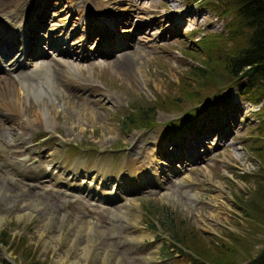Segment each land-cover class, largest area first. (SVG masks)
<instances>
[{"label":"rangeland","instance_id":"1","mask_svg":"<svg viewBox=\"0 0 264 264\" xmlns=\"http://www.w3.org/2000/svg\"><path fill=\"white\" fill-rule=\"evenodd\" d=\"M25 1L28 5L35 2ZM45 2L50 14L53 7L62 8L59 17L66 20L67 28H73L76 8L70 10L68 4L60 5L59 0ZM0 3L5 2L0 0ZM87 3L92 8L98 5L111 12V27L106 25L112 31H105L106 37L131 34L128 42L138 47V61L131 71L120 72L114 67L111 56L66 59L76 68L74 76L86 80L96 89L94 92L81 90L77 82H69L71 73L62 63L65 59L49 60L42 69L46 70L44 74L53 87L49 92L56 108L48 110V118L42 114L37 116L38 97L27 92L19 105L23 108L12 114L15 120L22 122V133L15 125L9 132L0 127L3 131L0 145L6 146L3 149L7 156L17 160L25 157L22 165L36 164L44 169L39 159L46 163L52 158L55 163L80 157L87 170L98 163L101 168L108 161V167L117 172L122 170L120 165L125 162L124 158L140 156L148 151L151 142L159 140L164 144L159 151L169 152L168 149L177 146L175 141L170 143L172 146L166 143L171 139H167L164 132L166 124L176 120L184 108L187 114L180 122L192 118L193 125L188 121L180 124L193 129L187 132L189 140L198 134L196 141L201 146L184 145L182 130L179 147L190 153L194 148L202 151L204 145L205 154L200 162L182 167L172 181H164L163 175L157 174L158 188L138 189L125 196L120 204L105 206L104 210L48 182L33 180L31 185L38 188H29L28 182L10 174L5 165L1 166L0 242H3L0 264H58L60 252L67 253L76 264H242L253 258L264 245V200L258 197L264 198V140L260 137L262 128H257L264 119V114L259 112L261 103L254 104L239 96L234 85L227 83L218 88L220 98H214L215 110L209 108L212 102L205 101L192 107L182 96L183 91L201 81L195 74H189L188 66L208 57L216 58L214 51L207 53L208 43L216 38L214 33L223 30L224 17H218L207 6V0H88ZM44 12L42 19L46 21V10ZM169 14L181 19L173 24L166 22ZM0 16L4 15L0 13ZM49 24L47 20L43 31L50 28ZM78 28L85 30L84 25ZM102 31V27L96 26L90 41L97 42L101 38L106 45L107 38L103 39ZM81 36L86 35L81 33ZM72 37L70 45L76 43L78 36L73 34ZM86 44L88 41L81 50L94 53L86 51ZM88 46L91 49L93 45ZM208 64L216 67L213 62ZM15 81L21 86L31 82L18 84ZM5 94L7 89L0 88V103ZM148 108L152 113L145 116L144 121L150 122L153 113L155 116L147 123L148 129L122 128L123 118L133 119ZM33 116L36 118L31 119ZM212 124V128L217 129L210 134L201 130L203 125ZM16 132L19 139L14 138ZM256 139L260 141L253 143ZM67 147L76 149L68 153ZM196 153L195 160L199 156ZM169 156H173L172 151ZM159 157L160 163L166 166L160 169L165 171L166 162ZM175 165L181 167L179 163ZM153 167L158 171L159 166ZM155 178L156 172L148 181ZM132 181L138 187V179ZM28 194L40 203L37 209L29 208L32 215L27 213L24 204ZM153 223L172 230L177 226L178 234L179 231L186 234L185 238L178 236L183 247L191 248L193 254L180 247H170L166 233L159 227L154 228ZM49 236L54 247L44 241ZM90 239L98 246L101 257L108 256L102 259L89 251L86 257H81L83 246Z\"/></svg>","mask_w":264,"mask_h":264},{"label":"bare ground","instance_id":"2","mask_svg":"<svg viewBox=\"0 0 264 264\" xmlns=\"http://www.w3.org/2000/svg\"><path fill=\"white\" fill-rule=\"evenodd\" d=\"M3 1L5 3H0V13L3 14L4 17L0 16V21L3 22L4 26H8V27H12L14 29H19L20 30L21 28H23L24 22L29 20V18H28L29 13H32L33 10H35L36 12H33L34 13L33 16L35 17V14H36V16L39 15V14H37V12L40 9H39L37 4H31L30 3V7L27 8V5L29 3H27V2L25 3L24 0H3ZM6 1H10L12 3H8V2L6 3ZM45 1H51V0H45ZM87 1L86 0H59V3H60V5L63 4V3L65 5L68 4L70 10L76 8L77 10L75 11V13H76L75 14L76 15L75 19H77V21L79 23H82V24L83 23L85 24V22L86 23L88 22V24L91 23L92 21L90 19L92 18L91 14L93 13L94 15L96 14V17L98 18L97 23H96V25L98 27H102L101 24L103 25V23L110 25V21H111V15L110 14H111V12L108 11V10H105V9L102 10L98 5H96V6H94L92 8L87 3ZM56 4H57V2H55V5ZM24 5H25V7H22ZM54 8L55 9H51V11H53L52 15L53 14H58L59 11H62V8L56 9V6ZM91 9H93V10H91ZM6 12H9L10 14H4ZM54 19H55V22H53L51 24L50 29L45 31V34H44L43 38H44V42H46L48 44L49 43L52 44L51 48H53L54 55L56 54L58 57L63 58L62 56L65 55L67 51H65L63 49L62 45H64L63 42L66 40V36L68 35V31H70V30H68V29L65 30L64 26H65L66 20L64 18L59 17L58 15H56L54 17ZM180 19H181V17L170 15V14H169V16L165 17V21L169 22L171 24H173L174 22L179 21ZM103 27H104V31H107L105 29V26H103ZM110 27H111V25H110ZM75 28H77V27H75ZM23 31H24V29H23ZM12 33L13 32L10 30L9 35H8V36H10V38L9 37L5 38L6 31L4 30V28L2 26H0V50L9 52V50H12L14 48L12 45L15 46V42L14 41L10 42L12 39L14 40V38H15V36H13ZM103 37H104L103 38L104 40L107 38L106 42H107L108 48H110V47L111 48H115V46L119 48L121 46V44H122L117 39V37L115 38L112 35H111V37L108 38L104 34ZM21 38H22L21 36H17L16 40L19 41V39H21ZM6 39H8L9 42L6 41ZM121 39H125V37H123ZM58 41H60V43H58ZM82 41H83V38L81 39V42ZM52 42H54V43H52ZM61 42H62V45L58 46V44H61ZM75 42H78V41H75ZM127 43H128V47L130 46L129 50H126L124 52H119L118 56L116 55V56H112L111 57L113 59L114 67L117 70H119L120 72L131 71L132 67L134 66V63L138 61V47L134 46L133 44H129V42H127ZM83 44H84V42H83ZM96 44H103V40H102V42L100 40H97V42L96 41H92V43L90 45L94 46ZM10 46H12V48L8 49V47H10ZM80 46H81V43L76 48H80ZM93 46H91V49L93 48ZM118 50H120V49H118ZM72 52H74V51H71V53ZM56 59H59V58H56ZM62 63H65V65L69 69V72L71 73L70 77H71L72 81H69V82H77L78 85H76V86H80L81 90L94 91V92L96 91V89H94V87H90L87 84L88 82H86V80L79 79V78H76L74 76V74H75L74 72H75L76 68L74 69V66L71 63L67 64V61H65V60H63ZM9 64L12 65V63H9ZM44 65H46V64H44ZM43 67H45V66H43ZM43 67H40L34 73V75L37 76L36 78L33 76L34 77L33 79H35V81H31L30 83L27 84V86L14 85V83L10 82L6 78H5V80H8L6 82H4L5 81L4 79H1V80H4V81L0 80V88L3 89V90L7 89V94H5L6 97L1 99L2 103H0V127H2V130L4 128V131H7V132L12 131L13 128H14V125H15L16 129L21 132V128H22V124L21 123L22 122H18L19 120H15L12 117V114L15 113V112H18L21 108H23V107L20 108L19 105H20L22 99H24V96H25V94H27V92L33 93V94H35V96L38 97L39 104H38L37 116H39V114H42L44 118H48V110L52 111V110H54L56 108V106L54 105V100L55 99H53L52 94L50 93L53 87L50 84L51 82L49 81L50 82L49 83L47 81V76H46V74H44L46 70L43 71V69H44ZM41 69H42V71H40ZM57 73H58V71H57ZM17 81H18L17 83L19 84V82L21 81L20 78H17ZM24 82L26 84V82H28V81H24ZM33 82H36V83L33 84ZM49 90H50V92H49ZM5 93H6V91H5ZM27 96H29V95H27ZM31 97H32V95H31ZM78 98H79V96H78ZM13 111H15V112H13ZM33 115H34V113H33ZM33 118H36V116H33L31 119H33ZM41 120H42V118H41ZM20 121H22V120H20ZM1 122L4 123L5 125L3 126ZM42 123H44V122H42ZM45 126H46V124H45ZM213 126H214L213 124L208 126V127H204V125H203L201 130H203V132H206V134H210L212 131H215L217 129V128H212ZM166 128H167L165 130L166 132H168V131L173 132V131L177 130V128H175V127L168 128V125H166ZM227 130H229V129H227ZM15 134H16V136L14 138L18 137L17 132ZM18 139H19V137H18ZM159 139H161V136L159 137ZM162 145H164V144H160L159 140L151 142V143H149L148 151L143 152L140 156H134L135 158H131V159H135V161L139 162L136 166H131V168L141 167V162H144L145 163L144 165H148V167H149L148 171H146L144 167H141V168H138L140 170L136 171V173L135 172L131 173V175H130L131 177L130 178H132V177L136 178L137 177V179H138V184H136V185H138V186L142 185L143 182L145 183V181L146 182L148 181L149 177H154V173L157 172V171H156V168L153 167V165L159 164L160 163V160H159L160 157L159 156H161L162 152L165 153L164 150H162V151L158 150V149H160L159 147L162 146ZM168 145L172 146L171 144H168ZM3 148H6V146H4V144L0 145V163L5 164L6 167H8L12 171H20V172H22V174H24L27 177L32 176V175H36L37 176V174H40V175H42V174L44 175L45 174V176H47L48 178L50 177L49 181L53 182V181H56V180L57 181L61 180L62 182H64L62 184H64L67 187H75V186H78V185H82V186L84 185L83 184L84 181L81 178L79 180H77L76 177H75V176H81V177L85 176V174H83V173H82L83 176L81 174L77 173V167L72 168L71 169V173H68V174H71L70 179L66 178V177L64 179L63 176L61 175V173L57 172V168H55V167L49 168V166H48L49 163L48 164L46 163L47 164L46 169H48V171L44 170L43 172H38V170H36L33 166L29 167L28 171H24V167H22L23 160H20V161L13 160V158L11 157L13 161H10L5 156L7 151H5V149H3ZM165 154H167V153H165ZM179 154L183 155L182 153H179ZM139 157H141V160H139ZM183 158L185 160L184 155H183ZM168 160L170 161V157H169ZM158 170H159V168H158ZM93 175H94V178H95V179H91V181H93V183L91 181H89V183L87 185H85V187L91 188L93 186V188H94L93 190H94L95 193L103 194V195H107L108 194V195H112L113 196L114 195L113 194L114 188L119 184V182H117L116 184H115V182H111L108 186H106L104 188H101L100 187V181H101L102 178L105 177V173L103 174L102 172H99L96 169V172H92V176ZM24 204L27 207V211L29 210V208L33 209V210L37 209L38 206L40 205L39 202L34 201L33 199H31L29 194H28V196L25 195ZM27 213L29 215H32L31 211H28ZM51 238H52L51 236L46 237V238H44V241L47 242L46 244L48 246L51 245L52 247H54V243H52V239ZM86 243L87 244L83 246L84 247V252H81V255H80L81 257H86L89 254V251H90L91 254H93V253L96 254L97 253L101 257L102 253L101 252L99 253V248H98V246H96L95 242H93L90 239ZM58 256H59V259H60L58 264H76L74 262V260H72L67 255V253L60 252L58 254ZM105 256H108V255L106 254ZM105 256L101 257V258L103 259V258H105Z\"/></svg>","mask_w":264,"mask_h":264},{"label":"trees","instance_id":"3","mask_svg":"<svg viewBox=\"0 0 264 264\" xmlns=\"http://www.w3.org/2000/svg\"><path fill=\"white\" fill-rule=\"evenodd\" d=\"M207 1V6L218 17H224L225 23L222 31L214 33L213 36H216L217 39L214 38L208 43L207 53L211 54L214 51L216 58L213 60L208 57L198 64L188 66L189 74H195L201 81L195 84L194 87L190 86L188 91H183V98L189 101L192 107L203 101L205 103L212 102L209 108L214 110V98H220L218 88L223 83L233 84L239 96L254 104L261 103L259 112L264 114V0ZM204 47H207V45L204 44ZM208 62L215 63L216 67H209ZM214 68H222L223 71L215 72L213 71ZM212 92L216 94H211ZM226 96L228 97V93H226ZM146 111L150 112L146 113ZM150 113H152L151 108H148L138 112L133 119L125 117L123 118L124 121L121 122V126L122 128L128 127V129L148 127L146 125L152 121L154 113L150 122H145L144 119L146 120L145 116ZM186 121L193 125L191 124L193 123L192 118H187L184 122ZM183 126L187 129L190 128L186 124ZM173 127L181 128L180 124H174ZM257 128H262L263 133L260 137L264 140V119L257 125ZM259 141L256 139L253 143ZM258 147L260 148V146ZM258 197L264 200L262 196ZM165 228L168 229L165 231L172 242L183 245L179 237L185 238L186 234L180 233V231L178 234L179 228L177 226L174 230L168 226ZM1 241L3 242V240ZM242 264H264V245L253 258Z\"/></svg>","mask_w":264,"mask_h":264}]
</instances>
